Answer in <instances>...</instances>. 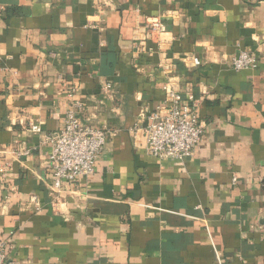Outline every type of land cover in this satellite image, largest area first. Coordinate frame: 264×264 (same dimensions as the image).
Listing matches in <instances>:
<instances>
[{
  "label": "crops",
  "instance_id": "crops-1",
  "mask_svg": "<svg viewBox=\"0 0 264 264\" xmlns=\"http://www.w3.org/2000/svg\"><path fill=\"white\" fill-rule=\"evenodd\" d=\"M147 17L167 34L137 55ZM240 50L255 71L230 69ZM169 77L204 131L183 162L149 156L143 131L133 140ZM71 88L81 124L115 134L89 179L51 196L44 138ZM0 164L11 264H264V0H0Z\"/></svg>",
  "mask_w": 264,
  "mask_h": 264
},
{
  "label": "built area",
  "instance_id": "built-area-1",
  "mask_svg": "<svg viewBox=\"0 0 264 264\" xmlns=\"http://www.w3.org/2000/svg\"><path fill=\"white\" fill-rule=\"evenodd\" d=\"M143 38L138 41L135 53L142 55L147 51L146 43L163 44L166 27L160 17H147L141 26ZM181 62L191 68H198L201 63L197 57L185 55ZM229 67L235 72L255 71L258 68L257 56L247 50H240L230 59ZM158 68L166 74L177 70V66L170 59H164ZM169 77L163 90L164 104L144 117L147 124L141 129H133L135 144L140 141V132L145 137L146 153L159 161L174 160L183 162L194 154L202 142L204 131L198 124L197 103L191 98L185 100ZM110 87L106 86L105 90ZM74 89L67 94L68 104L65 105L63 126L56 134L46 135L45 143L50 146L48 164L51 168V196H58L63 184L74 186L82 179H89L94 174V166L100 157L108 136L115 133L103 128L94 129L83 126L78 118L81 103L73 99ZM28 131L40 134L38 125L29 124ZM27 148H21L14 155L25 157L29 155ZM8 165L0 164V178H6ZM36 210L39 203L36 197L30 198ZM9 246L7 241H0V264H11L9 260Z\"/></svg>",
  "mask_w": 264,
  "mask_h": 264
},
{
  "label": "water",
  "instance_id": "water-1",
  "mask_svg": "<svg viewBox=\"0 0 264 264\" xmlns=\"http://www.w3.org/2000/svg\"><path fill=\"white\" fill-rule=\"evenodd\" d=\"M51 0H41L42 3H50Z\"/></svg>",
  "mask_w": 264,
  "mask_h": 264
}]
</instances>
